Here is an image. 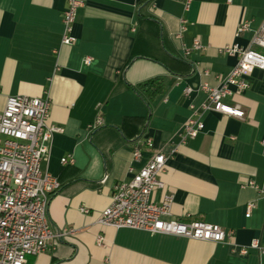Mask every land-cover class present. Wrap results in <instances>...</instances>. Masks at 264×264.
<instances>
[{
  "label": "crops",
  "instance_id": "0c3cea01",
  "mask_svg": "<svg viewBox=\"0 0 264 264\" xmlns=\"http://www.w3.org/2000/svg\"><path fill=\"white\" fill-rule=\"evenodd\" d=\"M80 1L76 41L63 44L65 0H0V111L9 95L47 96L46 123L61 128L42 162L60 182L47 207L60 235L24 264H264L254 248L236 251L255 238L264 244V69L253 68L248 87L226 97L241 105L243 119L200 109L206 99L200 85H217L215 75L227 74L238 59L223 46L264 54L252 42L264 0H191L186 9L184 0ZM244 20L249 28L238 33ZM194 38L204 48L185 56ZM152 78H160L163 92L144 98L137 86ZM190 104L204 126L181 142ZM97 115L103 122L90 129ZM155 152L167 159L163 187L152 190L151 200L172 194L169 217L218 224L230 232L225 241L96 222L112 185L129 181ZM66 155L74 161L62 163ZM246 180L255 186H242Z\"/></svg>",
  "mask_w": 264,
  "mask_h": 264
},
{
  "label": "built area",
  "instance_id": "2783aa9c",
  "mask_svg": "<svg viewBox=\"0 0 264 264\" xmlns=\"http://www.w3.org/2000/svg\"><path fill=\"white\" fill-rule=\"evenodd\" d=\"M191 0H184L185 9ZM80 0H65L62 11L63 32L61 42L73 44L76 36L73 24L76 19ZM180 29L185 28L184 19L180 20ZM249 28L248 21H242L237 32ZM179 36V33L176 34ZM252 42L264 48V20L255 33ZM204 48L198 38H194L190 46L183 48L185 56ZM226 54H236L235 65L225 75L217 74V85L203 82L200 87L206 92V99L200 104L202 111L213 110L225 115L243 119L245 112L239 103L230 104L226 97L233 92H241L248 87L246 75L253 68L264 69V54L250 47L228 44L221 48ZM89 61V58H85ZM186 94L191 92L185 87ZM50 102L47 96H29L25 94L9 95L0 111V264H24L28 255H36L46 249L49 241L60 234L52 231L47 214L50 196L59 189V180L42 169V162L47 158L51 139L55 132L61 130L53 124L48 125ZM191 115L182 125L181 142L196 136L204 123L193 104H190ZM103 120L97 115L90 124L95 129ZM145 144L151 146V140ZM174 147L171 151H174ZM133 156L138 159L141 150L134 147ZM167 156L155 152L135 172L129 181H116L111 188V201L98 215L96 222L114 228L129 227L147 230L152 233H166L175 236L223 242L229 237L220 225L203 220H180L169 217L173 196L165 193L162 200H151L154 188H162L163 182L159 174L164 170ZM62 163H72L71 155L63 156ZM255 186L253 180H246L245 185ZM253 203L245 206V216H249ZM82 212L88 209L80 208ZM74 230L69 228L67 233ZM103 236L98 235L96 241L103 243ZM254 248L259 254L264 253V244L255 238L247 246L236 248L239 254H247Z\"/></svg>",
  "mask_w": 264,
  "mask_h": 264
},
{
  "label": "trees",
  "instance_id": "16d2710c",
  "mask_svg": "<svg viewBox=\"0 0 264 264\" xmlns=\"http://www.w3.org/2000/svg\"><path fill=\"white\" fill-rule=\"evenodd\" d=\"M137 90L144 98L152 97L158 93L163 92V84L160 78H152L140 83Z\"/></svg>",
  "mask_w": 264,
  "mask_h": 264
}]
</instances>
